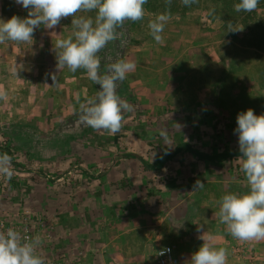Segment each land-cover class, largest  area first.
<instances>
[{"label":"rangeland","instance_id":"rangeland-1","mask_svg":"<svg viewBox=\"0 0 264 264\" xmlns=\"http://www.w3.org/2000/svg\"><path fill=\"white\" fill-rule=\"evenodd\" d=\"M161 1L147 0L144 20L126 21L117 29V39L98 54L101 73L106 71L107 65L119 59L129 60V46L155 42L147 27L148 20L155 15L180 14L183 6L188 10L204 4L215 19L219 14L209 2L204 3L205 0H194L189 6L182 4L181 0H175L174 5L171 0L167 3ZM230 11L229 8L222 9L224 15ZM27 12L15 0H0V19L7 20L13 15L23 18ZM254 12V19L247 18ZM240 19L230 21L232 26L242 28V31L234 32L233 37L237 40L233 41L237 44L231 48V57L244 55L246 60L232 61V69L227 81L218 88L219 97L212 111L199 112L197 107H193L183 114L171 112L169 107L160 112L158 107L156 112H149L145 107L141 112L136 109L141 103L140 97L130 94L133 89L128 74L126 79L118 82L117 93L132 105V110L123 113V126L114 134L94 130L80 119L81 105L96 95L98 86L86 78L83 70L75 73L67 68L57 70L54 43L57 38L71 34L72 17L62 19L60 25L52 30L41 26L35 31L31 45L0 44V88L7 93L5 98L0 99V227L5 224V228L15 229L17 222L31 225L33 237L40 238L38 252L46 258L47 264H65L63 248L66 247V240L93 238L101 234L105 222L102 206L99 209L95 202L105 200L108 194L100 191L98 176L109 161H99L97 154L102 150H115L125 155L124 140L134 134L132 131L143 127L145 132L144 127H147L153 136H158L161 133L155 128L158 122L179 124L175 127L177 130L165 131L167 137L185 140L203 154L228 152L232 155L222 160L205 161L204 164L185 152L181 153L177 161H167L165 165L156 163L153 170L160 173L161 167L165 166L166 173L156 177V185L152 184L155 178L151 176L146 181L149 186L162 184V180L168 178V172L183 166V175L169 179L167 184L189 189L199 181L203 187L193 192L190 189L188 199L194 198L199 190L209 188L213 197L208 204L210 209H218L216 202L225 193L246 192L247 181L240 170L241 153H237L236 118L238 113L249 108L256 114L264 113V0H259L256 10ZM253 24L260 30L258 34L251 33ZM229 25L227 22L226 29ZM165 37L166 41H173L170 35ZM252 46L258 47L260 53L254 54ZM241 47L244 54L237 49ZM253 62L256 64L253 65ZM14 67L18 68L17 75L13 74ZM53 74L56 75L55 81ZM233 74L240 77L234 78ZM137 77L140 78V75ZM193 99L189 94L185 102L191 103ZM160 100L153 101L160 106ZM4 168L11 173L10 178L3 172ZM122 183L125 185L126 181ZM151 195L160 198L158 192ZM205 208L201 207L197 212L205 216L209 210ZM181 211L180 214H191L189 208ZM163 225L165 236L171 235L169 225ZM192 227L191 223L186 225L189 232H192ZM228 236L231 255L227 261L230 264H264V240L245 242L247 248L238 256L237 240L230 234ZM152 254L145 264H155ZM252 254L254 257L250 259ZM177 256L183 264H188V256ZM79 259L81 264H93L90 257ZM114 262L129 264L128 261Z\"/></svg>","mask_w":264,"mask_h":264},{"label":"crops","instance_id":"crops-1","mask_svg":"<svg viewBox=\"0 0 264 264\" xmlns=\"http://www.w3.org/2000/svg\"><path fill=\"white\" fill-rule=\"evenodd\" d=\"M206 2L209 1L205 0L204 3ZM182 8L184 10L180 14H169L171 24L165 26L163 45L142 42L129 46V60L136 65L129 74L133 89L130 94L140 97L141 103L136 109L141 112L145 107L149 112H156L158 107L160 112H165L166 107H169L171 112L183 114L190 112L193 107H197L199 112L212 111L219 97L218 88L227 81L232 61L246 60L244 55L231 57V48L235 47L237 41H234L237 39L233 37L234 32L227 31L219 14L215 19L205 4L201 7L192 6L188 10ZM246 14L241 12L240 16ZM168 35L173 38L172 42L166 41L165 36ZM250 48L254 54L260 53L258 47ZM237 49L244 54L242 47ZM259 60L260 57L258 62ZM233 75L234 78L240 77L239 74ZM189 94L194 97L191 103L185 102ZM158 98L161 99L160 106L153 101ZM155 125L161 132L162 129L177 130L175 127L179 124L158 122ZM142 129L143 127L138 131L133 129L134 134L124 140L127 151L125 155L115 150H102L97 154L99 161H109V165L104 166L98 176L100 191L108 194L105 200L98 199L95 202L99 209L102 206L101 211L105 215V222L101 227L104 233L101 232L93 238L77 237L75 241L68 238L66 247L63 248L65 264H81V257L92 258L93 264H116L115 260L121 263L128 261L129 264H145L156 248L164 244H173L177 255L190 258L204 242L198 238L200 234L197 232V224L204 226L205 234L213 237L216 246L226 248L228 256L231 255L229 236L216 215L218 209L208 207L213 199L209 188L199 190L194 198L188 199V192L190 189L193 192L195 188L168 185L169 179L183 175V166L168 172V178L162 180V184L152 187L146 181L154 176L152 184L156 185V177L166 173V170L163 166L158 173L153 168L157 164L165 165L167 161H177V156L184 152L204 164L205 161L229 158L232 154H203L199 148H193L185 140L179 141L173 136L167 139L160 135L153 136L147 127H144L145 132ZM185 144L193 152L181 147ZM197 154L218 157L206 159ZM124 180L125 185L122 183ZM141 181H144L143 185H140ZM156 192L160 194V198H157L158 195H151ZM201 207H206V210L209 208L205 216L197 212ZM187 208L190 209L189 216L186 215L187 212L180 214V210ZM86 219L83 220L88 222ZM164 223L169 225L171 235L165 236L167 234L162 229ZM188 223L193 225L190 230L192 232L186 228Z\"/></svg>","mask_w":264,"mask_h":264},{"label":"clouds","instance_id":"clouds-1","mask_svg":"<svg viewBox=\"0 0 264 264\" xmlns=\"http://www.w3.org/2000/svg\"><path fill=\"white\" fill-rule=\"evenodd\" d=\"M181 2L189 6L194 0ZM15 3L28 10L27 16L0 19V44L31 45L35 31L41 26L52 30L62 19L72 17L71 34L57 38L54 43L57 70L67 68L73 73L83 70L86 78L98 86L96 95L81 105L82 122L94 130L118 132L123 126V113L132 110V105L118 95V82L126 79L136 65L130 60L119 59L101 73L98 54L117 39V29L126 21L145 19L147 0H15ZM258 4L259 0H239L234 10L250 13ZM170 19L169 14L162 13L148 20L149 34L157 44L165 43L163 32ZM227 31L237 32L242 28L230 24ZM17 70L14 67L13 74L17 75ZM52 79L56 80L55 74ZM6 95L0 88V99ZM236 119L240 170L248 190L223 194L216 202V215L234 239L242 242L264 240V113L256 114L249 108L238 113ZM160 135L167 139L165 131ZM3 172L10 178L7 168ZM201 187L199 181L194 186L195 189ZM197 232L204 242L191 254L188 264H227V249L216 246L213 237L205 234L203 225L197 224ZM39 245L38 236L25 239L10 227L0 232V264H47L46 258L38 252Z\"/></svg>","mask_w":264,"mask_h":264},{"label":"built area","instance_id":"built-area-1","mask_svg":"<svg viewBox=\"0 0 264 264\" xmlns=\"http://www.w3.org/2000/svg\"><path fill=\"white\" fill-rule=\"evenodd\" d=\"M17 227L15 230H17L25 239H31L33 238V228L31 225L25 223L23 225H20L19 222H17ZM5 224H1L0 232L6 231L9 227L5 228ZM237 246L236 249L237 255L240 256L244 252V249L247 248L245 242L238 241L237 240ZM163 253V254H161ZM155 257V264H183L177 254L175 253V248L173 244H164L160 247L156 248L154 252ZM254 255L252 254L250 256V259L253 258Z\"/></svg>","mask_w":264,"mask_h":264},{"label":"trees","instance_id":"trees-1","mask_svg":"<svg viewBox=\"0 0 264 264\" xmlns=\"http://www.w3.org/2000/svg\"><path fill=\"white\" fill-rule=\"evenodd\" d=\"M161 1V0H160ZM209 1V3H211V6L212 7H214V8H216L219 12V17L224 21V25H225V27L227 26V22H228V24H231L230 23V21L231 20H233V19H240L241 18V16H240V14H241V12H239V13H237L235 10H234V4H236V3H238L239 2V0H208ZM162 2V1H161ZM164 2L165 3H167L168 2V0H164ZM171 3H172V5H174V3H175V0H171ZM218 4H220V6H218ZM184 7V6H183ZM185 8V7H184ZM223 8H229V9H231V13H229L228 15L226 14V15H224V13L222 12V9ZM183 11V10H182ZM181 11V12H182ZM169 14H170V12H169ZM251 14H253V13H251ZM254 16H255V14L254 15H251L250 16V14L247 16V18H251V19H254ZM247 18H245V21H246V19ZM241 20V19H240ZM227 21V22H226ZM257 23V22H256ZM255 23V24H256ZM255 24H253V28L250 30L251 31V33H254V34H258L259 32H260V30H257L256 29V25ZM258 25V24H257ZM259 26V25H258ZM264 31V30H263ZM230 35H232V34H230ZM264 35V34H263ZM181 147H185L186 149H188L189 151H191V152H193V149L192 148H190L188 145H182ZM197 155H199L200 157H203V158H206V159H213V158H216V157H218V156H210V155H207V156H202L201 154H197ZM222 155H224V154H219V156H222ZM138 159H140V156H136Z\"/></svg>","mask_w":264,"mask_h":264}]
</instances>
